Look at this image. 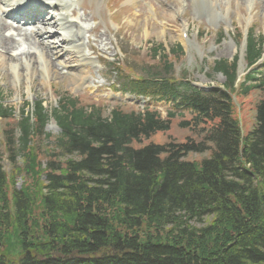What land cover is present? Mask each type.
Here are the masks:
<instances>
[{"label": "trees", "instance_id": "1", "mask_svg": "<svg viewBox=\"0 0 264 264\" xmlns=\"http://www.w3.org/2000/svg\"><path fill=\"white\" fill-rule=\"evenodd\" d=\"M258 56L249 39V61ZM235 69L216 64L231 84ZM135 82L174 97L165 78ZM192 90L194 116L178 127L194 137L184 140L152 142L174 115L116 110L105 121L63 104L67 137L47 155L27 133L10 139L0 150V264H264V76L242 90L263 94L244 135L229 93ZM36 117L45 125L40 105Z\"/></svg>", "mask_w": 264, "mask_h": 264}, {"label": "rangeland", "instance_id": "2", "mask_svg": "<svg viewBox=\"0 0 264 264\" xmlns=\"http://www.w3.org/2000/svg\"><path fill=\"white\" fill-rule=\"evenodd\" d=\"M83 2L87 9L85 13L82 11L86 20L84 22L94 24V29L96 28L92 43H94L96 52L102 54L98 62L103 75L111 72L112 67L109 61L113 59L114 53L122 56L128 68H134V72H139L158 62V59L155 62L148 59L150 48L153 47L155 50L162 44L167 52H170L180 45L185 50L186 56L174 63L173 75L181 78L184 72L185 77L197 87L219 86L222 88L226 83L225 78L210 70L213 63L220 60L231 62L237 55L242 56L241 60L243 59L242 54L245 48L240 45L238 35H244L251 30L254 36L264 35V0H255L254 9L249 8L245 0H219L212 12L209 7L200 8L196 0H136L133 5L122 0L119 7H115L116 5L108 7L109 0H83L77 5V9L81 10ZM184 23L189 27V44L182 42L180 38ZM221 35H223L222 39H220ZM96 57L97 55L94 54L92 60L95 61ZM105 57L109 60H105L107 59ZM11 63L9 62L2 68V72L0 68V106H3L4 112L12 109L10 120L18 119L23 108L39 101L45 102L47 109L56 108L58 102L67 96L78 98L82 106L96 104L95 106L102 110L105 116H108L110 111L120 103H125L128 107L125 108L126 111L133 110L130 109L132 108L130 105L135 103L127 101V96L121 92L117 94H114L115 92L94 93L90 89L99 77L97 74L99 69H94L95 64L86 70L89 82L77 88L73 84V78L69 75L63 78L58 76L51 85L46 83L45 86H41L42 75L37 74L34 85H30V74L24 70L21 71L20 79L14 78ZM15 63L19 64L20 61ZM69 66H73L70 68L71 74L83 76L74 65ZM244 74H246V66L242 62L240 76ZM1 75H5L4 78ZM28 75L29 81L27 80ZM113 79L111 77V80ZM258 98L257 94H252L250 98L244 99L246 105L245 132L252 129ZM168 108L165 106L162 110L165 111ZM12 126L13 123L7 125L5 120L0 118L2 129L6 130ZM172 131H174L173 136L179 140H184L188 136L194 137L191 131L179 130L176 126ZM59 132L54 123H50L45 130L51 138L56 137ZM156 139L163 142L168 138L166 136ZM38 143L43 154L47 155L51 152L52 143L45 136H40ZM0 146L3 147L1 140ZM193 159H198V157L193 156ZM3 165L6 171L11 169L5 155ZM21 183L22 181L19 180L18 184L21 185ZM204 224L193 223L195 227H201Z\"/></svg>", "mask_w": 264, "mask_h": 264}, {"label": "bare ground", "instance_id": "3", "mask_svg": "<svg viewBox=\"0 0 264 264\" xmlns=\"http://www.w3.org/2000/svg\"><path fill=\"white\" fill-rule=\"evenodd\" d=\"M10 1L20 3L23 0H6L8 4H10ZM54 1H55L54 5L60 6V0H54ZM129 1H132V0H129ZM196 1L199 3L200 8H203V6L213 7L212 1L214 0H196ZM253 1L254 0H251V3H253ZM6 2H3V3L6 4ZM0 4H1V1H0ZM4 13H5L4 8L0 7V17H1L0 18V50L2 52L0 53L1 72L3 71L2 68L4 64H9L10 61H12L11 64H13V61H17V62L21 61V64L19 65H15V66L12 65V67L15 68L13 71L14 78L20 79L22 76L21 71L24 70L25 72L30 74L29 84L34 85L33 82H34L35 74L36 75L40 74L42 75L41 86H45L46 83L51 85V83L55 81L58 78V76L62 75L63 73H65V70L72 67V66L70 67L67 65V63L70 62V58L68 57L66 59L67 52L65 53V49L63 50L61 49V42L58 40V37L55 36L57 35L55 33H51L49 31L44 30L42 31V33L31 32L29 34H22L21 29H15L14 32L18 33L16 37H20L19 41L16 42L14 36H10L8 38L5 37L3 35V32L7 29L8 25L6 21H4V19H8V18ZM22 16L24 18L21 19V17L19 16V19L24 20V21L25 20L28 21V19L30 18L29 15L24 16L22 14ZM70 17L71 15H69L68 19H70ZM62 18H65L64 19L65 24L69 23V21L66 18L65 13L62 15ZM77 27H79L78 24H77ZM64 33H67L69 38H73V43L77 45V48L80 46L79 43L82 40L80 36H78L77 34L71 35L74 32L67 31V29L65 28H64ZM19 43H25L27 45L37 46V48L40 49V53H35V52H31L27 50V51H23L19 55H15V57L9 56V53L12 52V50H14L17 44ZM66 43L68 45H74L69 40ZM64 55L66 57L63 60L61 59L59 61L53 60V58L57 56H64ZM84 55L87 57L86 53ZM55 62H57L58 64H56ZM17 67H21V70L20 68H17ZM1 76L4 78L5 75H1ZM27 80L29 81V75H28ZM78 80H79V83H76V85L77 87H80L81 85L84 84L85 80L84 79H78Z\"/></svg>", "mask_w": 264, "mask_h": 264}]
</instances>
